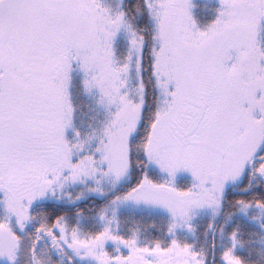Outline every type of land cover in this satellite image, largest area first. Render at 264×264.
<instances>
[{
    "label": "snow or ice",
    "instance_id": "1",
    "mask_svg": "<svg viewBox=\"0 0 264 264\" xmlns=\"http://www.w3.org/2000/svg\"><path fill=\"white\" fill-rule=\"evenodd\" d=\"M196 7L0 0V264L22 251L44 264L43 241L92 264H251L228 224L264 218V0H217L207 22ZM78 93L96 113L87 132ZM106 180L126 184L99 209L97 231L33 212L38 200L104 196ZM127 203L164 211L167 239L121 233ZM203 210L206 244L180 239Z\"/></svg>",
    "mask_w": 264,
    "mask_h": 264
},
{
    "label": "trees",
    "instance_id": "2",
    "mask_svg": "<svg viewBox=\"0 0 264 264\" xmlns=\"http://www.w3.org/2000/svg\"><path fill=\"white\" fill-rule=\"evenodd\" d=\"M115 5L116 0H111ZM136 0H125V3L132 7ZM214 8L212 7V11ZM196 16L201 19L202 22L205 21L203 7L197 4ZM214 14L213 12H211ZM121 48L124 47L123 39L119 41ZM77 101L81 105V111L78 114V126L81 127L82 131L87 132L89 130L88 126L93 123V117L96 113L92 110L94 105L90 97L77 94ZM186 179H181L179 182H185ZM126 181L118 186L115 191L109 192L102 196L101 198L95 196H88L84 201L70 204L67 202L57 203L49 202L43 205H36L33 208V212L37 214L38 219L40 218V213L52 211L55 212H65L67 213V220L72 225H78L82 233L94 232L99 230L101 224L99 222L98 211L101 206L105 205L108 199L115 194V192L122 191L125 187ZM240 187V184L233 185L230 190H236ZM82 209L83 212L77 216L76 210ZM225 210L221 211L216 224L219 225L225 219ZM256 215L254 211H250L247 216L236 215L229 221L228 227L238 225L242 232V240L244 241L243 248L239 249L241 255H243L251 264H264V233L261 228V223H264V218L261 220H253L252 217ZM118 219L120 221L119 228L121 233L125 235H130L132 231H135L140 238L141 243H147L151 240L159 237L161 239H167L165 235V229L168 223V217L165 213L159 210L149 209L144 207H131L129 209H123L118 214ZM194 231L188 232L184 230H178L177 236L182 240H187L188 242L196 243L197 246L206 244L205 231L207 229L209 220L208 219H195ZM30 230V229H29ZM221 243H226V240H221ZM27 239L25 244H27ZM41 259L44 264H69L68 254L67 256L58 253L53 250L47 241L41 243ZM18 264H31L30 258L26 252L22 251L20 254V260Z\"/></svg>",
    "mask_w": 264,
    "mask_h": 264
},
{
    "label": "rangeland",
    "instance_id": "3",
    "mask_svg": "<svg viewBox=\"0 0 264 264\" xmlns=\"http://www.w3.org/2000/svg\"><path fill=\"white\" fill-rule=\"evenodd\" d=\"M116 3H117V0H116ZM195 3L196 4H200L201 7H203V13H204V17L205 18V21H208L210 19L213 18L214 14H212L211 12L214 13V11H212V7L215 9L217 7V0H195ZM195 11V14L197 13L196 11V8L194 9ZM124 42V41H123ZM188 179L187 176H184V175H181L180 177H178V182L179 180L181 179ZM125 181H122L120 182L119 184H117L115 187H113L112 185V182L110 180H106L104 183H103V188H104V191H105V194L109 193V192H112V191H115L118 186H120L121 184H123ZM84 186L82 185H75V186H72V187H69L68 189H66L67 191L69 192H72L73 194L81 191L83 189ZM88 196H95L98 198H101L102 196L98 195V194H91V193H87L85 192V198H82L81 200L77 201L76 203L78 202H81V201H84L86 198H88ZM57 202V203H62V202H68V200L65 198L64 200H56V199H44V200H38L34 205H33V208L36 206V205H43V204H46V203H49V202ZM70 204H73V203H70ZM134 206H137V207H144V208H149V209H155V210H159L160 212H163L165 213L164 211H162L161 209H158V208H152V207H148V206H144V205H136V204H133V203H127V204H124V205H121L118 209V212L117 214L123 210V209H129L131 207H134ZM111 213L109 212V215ZM166 214V213H165ZM167 215V214H166ZM219 217V216H218ZM218 217L216 218V221L218 219ZM195 219H208L209 221L212 219V214L210 211L208 210H203V211H200L197 213V215L195 216L194 220L192 221V223L194 224L195 223ZM99 222L101 224V226L99 228H101L103 225H102V222L100 221L99 219ZM263 229V233H264V228ZM108 247L111 249L113 246L111 244L108 245ZM68 255L69 256H72V260H73V264H92V261L90 260H80L78 259L77 257H75L71 252H68Z\"/></svg>",
    "mask_w": 264,
    "mask_h": 264
}]
</instances>
